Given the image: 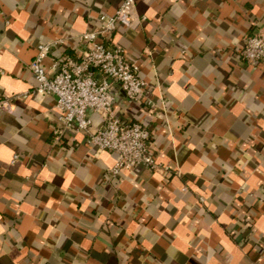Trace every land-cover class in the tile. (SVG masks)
I'll return each mask as SVG.
<instances>
[{
  "label": "crops",
  "instance_id": "0c3cea01",
  "mask_svg": "<svg viewBox=\"0 0 264 264\" xmlns=\"http://www.w3.org/2000/svg\"><path fill=\"white\" fill-rule=\"evenodd\" d=\"M121 2L0 0V264H264V62L240 54L264 0L135 1L112 40L146 91L129 103L116 88L114 109L149 127L157 168L113 178L86 133L54 134L55 97L33 92L29 65L57 40L50 75L79 58Z\"/></svg>",
  "mask_w": 264,
  "mask_h": 264
},
{
  "label": "built area",
  "instance_id": "2783aa9c",
  "mask_svg": "<svg viewBox=\"0 0 264 264\" xmlns=\"http://www.w3.org/2000/svg\"><path fill=\"white\" fill-rule=\"evenodd\" d=\"M135 1L122 0L113 14H100L99 28L78 37L85 45L82 55L77 59L62 57L53 64L54 74L48 73L43 61L50 47L60 40L38 44L29 65L35 82L33 92L55 97L58 129L54 134L61 136L73 130L86 133L92 148L114 155V164L108 170L113 178L138 166L152 171L157 168L149 143V127L122 119L114 109L117 91L112 84L119 85L129 103L140 102L146 91L138 65L112 40L116 30L131 25ZM240 54L247 62H264V32L246 37ZM146 104L151 106L150 101ZM11 109L10 100H0V110ZM88 112L102 114L104 118L103 126L94 132H90L92 122Z\"/></svg>",
  "mask_w": 264,
  "mask_h": 264
},
{
  "label": "water",
  "instance_id": "95a60500",
  "mask_svg": "<svg viewBox=\"0 0 264 264\" xmlns=\"http://www.w3.org/2000/svg\"><path fill=\"white\" fill-rule=\"evenodd\" d=\"M96 77L97 78H101V76L99 75V74H97L96 75ZM119 87V85L117 84V83H115V84H112V88L114 89V90H116V88H118ZM122 91V90H121ZM123 93V92H122ZM124 94V93H123Z\"/></svg>",
  "mask_w": 264,
  "mask_h": 264
}]
</instances>
